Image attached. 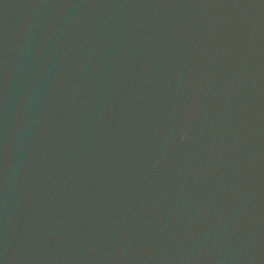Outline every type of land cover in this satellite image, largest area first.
<instances>
[{
  "label": "water",
  "instance_id": "95a60500",
  "mask_svg": "<svg viewBox=\"0 0 264 264\" xmlns=\"http://www.w3.org/2000/svg\"><path fill=\"white\" fill-rule=\"evenodd\" d=\"M0 264H264V0H0Z\"/></svg>",
  "mask_w": 264,
  "mask_h": 264
}]
</instances>
